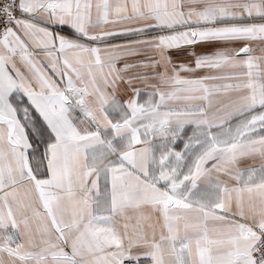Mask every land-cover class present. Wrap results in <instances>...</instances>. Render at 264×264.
Returning <instances> with one entry per match:
<instances>
[{"label": "snow or ice", "instance_id": "snow-or-ice-1", "mask_svg": "<svg viewBox=\"0 0 264 264\" xmlns=\"http://www.w3.org/2000/svg\"><path fill=\"white\" fill-rule=\"evenodd\" d=\"M0 264H264V0H0Z\"/></svg>", "mask_w": 264, "mask_h": 264}]
</instances>
